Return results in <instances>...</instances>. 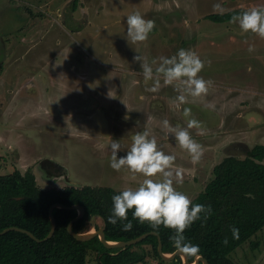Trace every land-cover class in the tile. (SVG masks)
I'll list each match as a JSON object with an SVG mask.
<instances>
[{"label": "rangeland", "instance_id": "obj_1", "mask_svg": "<svg viewBox=\"0 0 264 264\" xmlns=\"http://www.w3.org/2000/svg\"><path fill=\"white\" fill-rule=\"evenodd\" d=\"M216 3L223 14L264 6V0H0V176L32 170L41 189L136 188L143 177L133 181L127 170H113L109 145L118 141V158L124 156L131 137L148 129L159 149L176 157L183 184L174 186L193 200L225 157L264 146V39L242 35L238 24L207 20L219 14ZM134 12L155 21L143 44L127 41L126 19ZM180 49L204 61L199 75L212 82L207 96L183 105L204 128L203 135L189 129L203 147L198 163L160 124L187 127L172 104L178 93L163 84L148 91L152 81L133 61L136 55L159 61ZM89 225L94 232L103 223L93 217ZM143 249L144 264H171L159 263L149 246L134 250ZM87 258L99 264L93 250ZM229 258L264 264V228Z\"/></svg>", "mask_w": 264, "mask_h": 264}, {"label": "trees", "instance_id": "obj_2", "mask_svg": "<svg viewBox=\"0 0 264 264\" xmlns=\"http://www.w3.org/2000/svg\"><path fill=\"white\" fill-rule=\"evenodd\" d=\"M242 11L235 10L226 14H211L206 18L215 23L229 22L232 15ZM264 146L250 149L243 158L225 157L212 170L213 177L192 201L194 204L211 206L212 215L201 227V221L191 225L184 233L187 242L197 246L198 251L188 254V262L202 256L208 264H235L229 256L264 228ZM109 187L65 186L41 189L32 170L0 176V232L9 227H18L31 232L43 240L50 232L51 222L48 211L54 204L65 207L80 205L85 215L73 226L74 233L81 234L90 230V219L102 220L104 237L107 241H128L143 234L149 235L142 242L124 249H108L98 237L88 242L77 241L67 231V226L77 217L76 210L55 208L52 212L56 220V230L52 238L36 242L30 236L10 231L0 236V264H89L88 252L97 254L99 264H139L145 263L148 254L145 249L136 252L135 247L149 246L152 256L164 263L158 255V237L162 251L172 254L177 249L170 237L173 230L161 226L154 231L146 223L140 224L132 219L130 231L122 230L124 222L113 225L108 222L112 209V196L119 194ZM239 229V238H233L231 229ZM99 229V228H95ZM225 237L228 243L225 245ZM171 264H182L176 256Z\"/></svg>", "mask_w": 264, "mask_h": 264}, {"label": "clouds", "instance_id": "obj_3", "mask_svg": "<svg viewBox=\"0 0 264 264\" xmlns=\"http://www.w3.org/2000/svg\"><path fill=\"white\" fill-rule=\"evenodd\" d=\"M213 11L223 14L225 10L220 3H216ZM229 23L238 24L242 35L251 33L264 39V6H253L238 15H232ZM126 25L127 41L136 45L147 41L155 28V21L134 12L127 16ZM248 51L252 52L254 48L250 46ZM133 61L139 62L144 80L152 81L148 91L156 93L163 84L173 86L178 93L172 104L186 118L187 127H173L167 119L160 124L162 130L172 135L179 147L189 154L192 163H198L203 156V147L193 139L189 129H198V134L203 135L204 128L200 121L192 117L191 108L183 105L195 103L207 96L212 86L211 81L199 75L204 68V61L195 52L185 49H180L171 57L152 60L151 63L140 55L134 56ZM109 147L110 167L113 170H127L133 181L138 176L143 179L138 187L124 188L119 194L112 196L108 222L115 225L117 222L128 221L123 224L122 230L130 231L132 223L128 220V213L131 211L133 220L140 224L146 223L154 231L158 232L161 226L173 230L170 240L178 251L185 254L197 252L198 247L187 242L184 233L197 221H201L203 227L212 215V209L210 205L194 204L192 199L174 186L183 184V172L174 166L176 157L160 150L156 137L148 129L131 137L130 149L124 156L118 158L117 153L122 147L118 141L112 140ZM231 232L233 238H239V229L233 227ZM223 243H228L226 237Z\"/></svg>", "mask_w": 264, "mask_h": 264}, {"label": "water", "instance_id": "obj_4", "mask_svg": "<svg viewBox=\"0 0 264 264\" xmlns=\"http://www.w3.org/2000/svg\"><path fill=\"white\" fill-rule=\"evenodd\" d=\"M240 148L242 150H246L244 148V146H241L240 145ZM246 152H248V150ZM55 208L69 209V210H76L77 211V213H78L77 214V217L74 218L71 222H69V224L67 226V231L77 241H80V242H88L91 239H93L95 237H98L99 240L101 241V243L103 244V246L106 247V248H108V249H124V248H126L128 246H133V245H136V244L142 242L149 235H155V236L157 235L156 232H151V233L143 234V235H141V236H139V237H137L135 239H131V240H128V241H117V242H113V241H107V240H105V237H104V229L103 228H99V229H97L94 232H89L88 231L86 233L77 234V233H74L73 232L72 226L79 219H82L84 217V215H85L84 208L82 206H80V205H73V206H70V207H65V206H62L60 204H54L53 206L50 207V209L48 211L49 219H50V222H51L50 232H49V234L43 240L37 239L31 232H29V231H27L25 229L18 228V227H9V228H6V229H4L3 231L0 232V236L1 235H4V234H6V233H8L10 231H16V232H20V233H23V234H26V235L30 236L36 242H42V241L49 240L54 235L55 230H56V227H57L56 220H55L54 216L52 215V212H53V210ZM157 252H158V255H159L160 259L162 261H164V262H170L176 256H180L181 257V260H182V264H190L188 262V254L182 253V252H180L178 250L174 251L172 254H165V253H163V251H162V242H161L160 237H158ZM191 264H208V262L202 256H196L194 262L191 263Z\"/></svg>", "mask_w": 264, "mask_h": 264}, {"label": "crops", "instance_id": "obj_5", "mask_svg": "<svg viewBox=\"0 0 264 264\" xmlns=\"http://www.w3.org/2000/svg\"><path fill=\"white\" fill-rule=\"evenodd\" d=\"M207 20H208V19H207ZM225 23H228V22H225ZM225 23H224V24H225ZM218 24H219V23H218Z\"/></svg>", "mask_w": 264, "mask_h": 264}]
</instances>
